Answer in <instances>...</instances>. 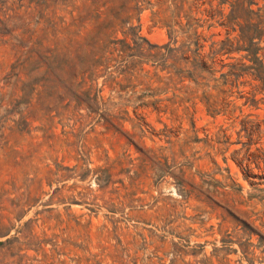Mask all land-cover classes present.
Instances as JSON below:
<instances>
[{
  "label": "rangeland",
  "instance_id": "rangeland-1",
  "mask_svg": "<svg viewBox=\"0 0 264 264\" xmlns=\"http://www.w3.org/2000/svg\"><path fill=\"white\" fill-rule=\"evenodd\" d=\"M232 1L0 0V264H264V98L207 57Z\"/></svg>",
  "mask_w": 264,
  "mask_h": 264
},
{
  "label": "trees",
  "instance_id": "trees-1",
  "mask_svg": "<svg viewBox=\"0 0 264 264\" xmlns=\"http://www.w3.org/2000/svg\"><path fill=\"white\" fill-rule=\"evenodd\" d=\"M250 2H247V6ZM245 9L251 17L244 19L243 24L237 22V16L235 12L238 8ZM260 8L256 11H251L247 7L243 6V2L240 0H233L230 2V9L224 19L218 22L219 25L225 26L227 29L235 30V26L238 29L237 37H225L219 42H211L209 45V51L207 57L212 59L216 55L229 54L232 52L239 53L243 51L240 59H235L232 63L228 64V68L224 73H220L218 78H210L212 81H216L220 85L229 84L230 86H237L240 78L246 77L245 83H247L251 89L247 91V96L240 94L239 97H243L242 104H247L250 107L256 109L258 101L263 103L264 98V10L259 13ZM253 20V22H251ZM1 29V28H0ZM1 33L3 32L0 30ZM189 41V40H188ZM263 44H260V42ZM191 42L182 43L180 47L174 52L180 54L190 51L189 45ZM194 43V42H193ZM192 52V51H190ZM247 63H245V61ZM191 71L187 72L186 76L190 77V74H194V79H205L199 72H195L199 69L198 61L194 56L190 60ZM190 73V74H188ZM260 94V98L256 99L255 95ZM217 110L211 109L210 113L215 114ZM258 122L243 118L240 120L239 131H243L244 135L250 139V137L258 131Z\"/></svg>",
  "mask_w": 264,
  "mask_h": 264
}]
</instances>
